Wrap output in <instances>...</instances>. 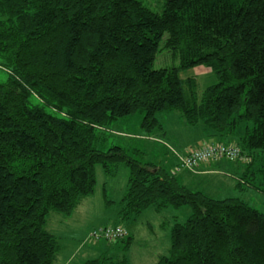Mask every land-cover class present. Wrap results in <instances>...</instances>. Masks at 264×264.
Segmentation results:
<instances>
[{
	"label": "trees",
	"instance_id": "1",
	"mask_svg": "<svg viewBox=\"0 0 264 264\" xmlns=\"http://www.w3.org/2000/svg\"><path fill=\"white\" fill-rule=\"evenodd\" d=\"M0 67V264H55L47 217L94 193L96 167L121 165L119 221L188 211L156 264H264V212L192 190L178 157L138 161L146 150L126 151L112 132L138 116L140 136L164 143L156 115L177 112L238 150L225 161L247 158L236 186L264 197V0H0ZM202 69L215 82L200 89ZM108 227L124 235L83 264H131L132 234Z\"/></svg>",
	"mask_w": 264,
	"mask_h": 264
},
{
	"label": "rangeland",
	"instance_id": "2",
	"mask_svg": "<svg viewBox=\"0 0 264 264\" xmlns=\"http://www.w3.org/2000/svg\"><path fill=\"white\" fill-rule=\"evenodd\" d=\"M193 73L196 74V71L185 72L183 75L189 74L188 76L192 77ZM197 73L200 89L215 82L214 75L208 70L202 69ZM7 78L8 73L0 67V83H5ZM156 118L165 132L164 143L159 136L150 139L140 136V119L134 116L116 124V128L112 130L117 132L113 133L116 140L113 141L114 144L121 146L125 144L126 151L128 148L146 150L147 155L143 159L138 157V161L152 162L157 166L160 165L158 167L163 165L161 157L164 158L163 155H167L168 152L180 159L178 154L181 156L190 149L216 145L215 140L205 137L200 128L185 125L177 112L158 113ZM147 142H150V145ZM156 144L160 145L156 147ZM229 159L235 158L229 157ZM248 161L247 158L236 161L217 159V161L201 163L199 164L201 167L190 171L192 174L184 173L182 182L192 190L203 192L209 198L238 197L250 207L264 212V197L254 192H242L244 189L236 186L238 178L246 172ZM119 167L111 176L106 175L99 166L96 167L94 193L83 199L69 216L50 214L47 217L46 229L58 238L59 252L55 264H83L86 260L95 258L100 251L104 255L107 254L106 247L112 248L110 243L92 239L95 242L99 241V247L94 250L92 245L94 242L89 240L91 238L88 235L93 229L115 224L123 226L133 236V243L126 253L131 264H156L161 256L169 254L170 230L174 220L182 222L186 218L187 215L183 212L187 209H166L160 213L150 210L139 216L135 223L119 221L116 217L120 207L118 202L127 189L129 174L127 167L124 165ZM106 201L110 202L106 203ZM180 213H183V218H179Z\"/></svg>",
	"mask_w": 264,
	"mask_h": 264
},
{
	"label": "built area",
	"instance_id": "3",
	"mask_svg": "<svg viewBox=\"0 0 264 264\" xmlns=\"http://www.w3.org/2000/svg\"><path fill=\"white\" fill-rule=\"evenodd\" d=\"M238 157V153L233 148H228L224 146H212L207 147L202 150H193L188 153V155L182 160V165L187 168H193L199 163L207 162L213 160L217 157ZM188 158V159H187ZM124 235L121 228L108 227V228H98L94 229L90 233V238L94 240H106L114 241L116 238Z\"/></svg>",
	"mask_w": 264,
	"mask_h": 264
},
{
	"label": "bare ground",
	"instance_id": "4",
	"mask_svg": "<svg viewBox=\"0 0 264 264\" xmlns=\"http://www.w3.org/2000/svg\"><path fill=\"white\" fill-rule=\"evenodd\" d=\"M213 145H209V146H206L205 148H207V147H212ZM231 148H233V147H231ZM202 149H204V148H197V149H194V150H202ZM233 149H235V148H233ZM236 151H237V153H239L238 152V150L237 149H235ZM239 155V154H238ZM186 156H182L180 159H179V161H180V165H182V160L185 158ZM221 157H217V158H215V159H213V160H217V159H220ZM224 157L222 156V158L221 159H223ZM213 160H210V161H207V162H211V161H213ZM203 163H205V162H203ZM199 164H201V163H199ZM199 164L198 165H196L195 167H193V168H188V169H190V170H194V169H196V168H198V166H199ZM183 166V165H182Z\"/></svg>",
	"mask_w": 264,
	"mask_h": 264
},
{
	"label": "crops",
	"instance_id": "5",
	"mask_svg": "<svg viewBox=\"0 0 264 264\" xmlns=\"http://www.w3.org/2000/svg\"><path fill=\"white\" fill-rule=\"evenodd\" d=\"M205 143H207V142H205ZM184 155V154H183Z\"/></svg>",
	"mask_w": 264,
	"mask_h": 264
}]
</instances>
